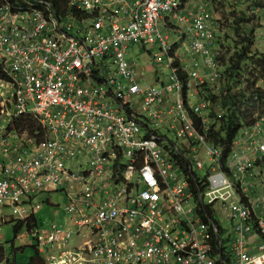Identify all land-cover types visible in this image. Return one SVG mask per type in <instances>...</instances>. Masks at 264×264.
I'll return each mask as SVG.
<instances>
[{
  "label": "built area",
  "instance_id": "obj_1",
  "mask_svg": "<svg viewBox=\"0 0 264 264\" xmlns=\"http://www.w3.org/2000/svg\"><path fill=\"white\" fill-rule=\"evenodd\" d=\"M191 1L0 5V227L64 193V225L19 235L45 264H264V114L230 152L212 140L217 22ZM134 44L158 45L160 66L133 62Z\"/></svg>",
  "mask_w": 264,
  "mask_h": 264
},
{
  "label": "trees",
  "instance_id": "obj_2",
  "mask_svg": "<svg viewBox=\"0 0 264 264\" xmlns=\"http://www.w3.org/2000/svg\"><path fill=\"white\" fill-rule=\"evenodd\" d=\"M50 1L57 4V0ZM2 3L3 0H0V5ZM259 5L264 7L261 3ZM241 19L247 20L246 17ZM234 26H236L237 38L234 42L232 41L231 50L229 51L228 48V52L223 50V53H220V59L223 62L226 60L223 71L225 91L214 97L210 107L215 119L211 138L217 145L224 146L226 153L230 152L232 143L245 123H251L258 115L264 114V53L255 51L257 29L253 27L249 31L242 27L240 21ZM219 44L226 48L222 39ZM232 50L234 53L231 55ZM227 55L231 56L228 60L226 59ZM262 81L263 83L260 85L259 83ZM17 126L23 127L30 133L42 130V126L32 116L21 119L17 122ZM10 223L15 224V232L19 236L26 230L32 231L34 228H38L42 222L36 217L25 223L16 221ZM13 247H15V243ZM36 253V258L30 264H44L37 249Z\"/></svg>",
  "mask_w": 264,
  "mask_h": 264
},
{
  "label": "rangeland",
  "instance_id": "obj_3",
  "mask_svg": "<svg viewBox=\"0 0 264 264\" xmlns=\"http://www.w3.org/2000/svg\"><path fill=\"white\" fill-rule=\"evenodd\" d=\"M207 2H209V4L212 3L214 6L210 7L213 14L215 15V19L217 22V45H219L218 51H220L221 54L223 53V50H226V52H228V48L229 51L231 50L230 46L232 45V41L234 42L237 38L235 33L236 26L234 25L238 21L241 22L243 28L245 27V29H249V31L251 28L256 27L257 42L255 51L257 50V52H260L261 54L264 53V20L261 22L251 13L253 8L260 7V3L264 5V0H206V3ZM242 17H246L247 20L245 19L243 21L241 19ZM164 29L165 32H168L172 35V37H175V29ZM221 39L226 44L227 49L225 47L223 48V46L219 44ZM159 51L160 47L158 45L148 44L145 49L141 45L134 44L130 48L129 57L133 62L138 64V66L143 69L145 68V66H150V64L152 63H154L155 67H159L160 65L156 64L153 57H150L154 54H157ZM149 52L152 54H150ZM233 53L234 50L231 51V55ZM230 57L231 56L227 55L226 59L228 60ZM224 62L223 60H221L223 71L225 69L224 66L226 64V60ZM262 83L263 81L259 84L262 85ZM256 84H258V82H256ZM222 90L225 91L224 82L222 83ZM216 109L218 110V108ZM22 130L26 131L30 136L33 134L28 130ZM202 175L205 177L207 175L206 171L202 172ZM39 203L43 204L44 208L37 214H35L32 218L34 219L37 217L42 222L40 223L39 227H43L45 230L50 231L51 227L54 224H58L60 226L65 224L68 215L66 214L64 208L67 206L68 199L64 193L60 192L56 195H40L35 200V204ZM0 213L4 215L12 214L9 209L3 207H0ZM2 218L3 217H0V219ZM10 219L12 218H8V222L3 223L0 227V257L2 254L4 255L7 249L8 255L13 259V261H17V264H30L31 261L36 258V247L38 246V241L34 239V236H31L30 238H27L25 240L19 239V236L15 232V224L10 223L14 220H11L9 222ZM32 219H30L29 221H32ZM227 228L230 233L234 231L232 225H230L229 223L227 224ZM26 233L28 234L27 230ZM14 243L15 247H13ZM22 249L24 250V253H22Z\"/></svg>",
  "mask_w": 264,
  "mask_h": 264
},
{
  "label": "crops",
  "instance_id": "obj_4",
  "mask_svg": "<svg viewBox=\"0 0 264 264\" xmlns=\"http://www.w3.org/2000/svg\"><path fill=\"white\" fill-rule=\"evenodd\" d=\"M201 2H206V0H192L191 1V5L189 6V8H196L197 4L201 3ZM209 4V2H207ZM211 7H214L212 3L209 4ZM35 239V238H34ZM37 249V247H36ZM38 250V249H37ZM6 252H7V249H6ZM24 252V250L22 251ZM39 252V251H38ZM40 255V253H39ZM42 258V257H41ZM43 259V258H42ZM43 262H44V259H43Z\"/></svg>",
  "mask_w": 264,
  "mask_h": 264
},
{
  "label": "water",
  "instance_id": "obj_5",
  "mask_svg": "<svg viewBox=\"0 0 264 264\" xmlns=\"http://www.w3.org/2000/svg\"><path fill=\"white\" fill-rule=\"evenodd\" d=\"M22 253H24V252H22Z\"/></svg>",
  "mask_w": 264,
  "mask_h": 264
}]
</instances>
